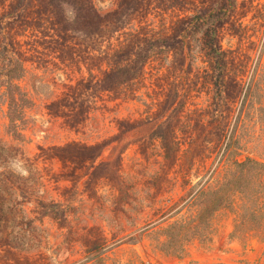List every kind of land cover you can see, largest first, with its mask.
<instances>
[{
	"label": "rangeland",
	"instance_id": "rangeland-1",
	"mask_svg": "<svg viewBox=\"0 0 264 264\" xmlns=\"http://www.w3.org/2000/svg\"><path fill=\"white\" fill-rule=\"evenodd\" d=\"M209 1L93 0L101 14L120 2L131 11L117 23L123 27L100 38L81 31L63 36L46 16L15 30L19 20L6 9L12 0H0V29L13 33L9 52L22 61L14 83L27 99L22 121L9 128L7 89L0 84V264H94L96 258L100 264H264V0H212L216 11L205 16L198 10ZM62 7L71 15L69 5ZM200 17L215 25L217 45L233 57L218 84L203 44L208 26L195 25ZM133 30L153 38L185 35V47L160 45L130 82L97 88ZM235 75L244 84L236 102L222 86ZM76 110L83 115L73 125L69 115ZM205 111L230 117L226 136L234 145H213L212 133L203 136ZM139 120L172 127L175 164L164 159L161 139L148 135L126 147L119 177L92 183L78 150L55 149L99 142ZM204 137L211 139L207 146ZM190 144L199 152L179 170ZM245 158L263 163L250 176L257 219L236 230L244 204L233 194L208 227L196 221L199 191L221 184L235 172L234 161ZM190 221L173 239L164 231ZM201 228L211 232L209 240L198 234Z\"/></svg>",
	"mask_w": 264,
	"mask_h": 264
},
{
	"label": "trees",
	"instance_id": "trees-1",
	"mask_svg": "<svg viewBox=\"0 0 264 264\" xmlns=\"http://www.w3.org/2000/svg\"><path fill=\"white\" fill-rule=\"evenodd\" d=\"M64 4L71 7V15L67 14L68 16H66L64 13L62 7ZM216 8L215 2L211 0L206 7L201 5L198 11L205 16H211L212 12L216 11ZM6 9L11 11L13 19L19 20L18 24L15 25V30L17 27L22 28V30L30 28L31 25H34V20H38L41 16H46V18L57 23L56 30L63 34V36L81 31L89 37L96 36L100 38L109 37L115 31L123 27V25H117V23L122 22L123 16L129 18V15H131V11L128 10V7L125 4H121V2L117 4L116 9L101 14L96 9L93 0H57L56 3L55 0H12ZM4 14L5 12L1 14L0 18ZM69 18H71V20ZM195 20V23L197 22L195 24L196 26H208L204 31L206 38L203 44L204 49H206L205 53L209 56L208 59L214 61L212 66L217 70L218 79L216 84H218L219 78L223 77L224 72L233 64V57H229L228 52L220 49V46L217 45L215 25L203 24L207 21L204 17L203 19L200 17V20ZM180 21H183V19ZM105 22H108L107 25H105ZM111 25L113 26L109 27ZM107 32L110 33L105 34ZM184 36L185 35L182 36V39L172 35L153 38V36L135 34L134 30L127 33L123 41L125 43L116 47L113 53L114 67L98 81L97 88L112 89L130 82L138 75L142 63L145 58L151 54L150 52H152L153 49L159 48L160 45H165L169 49H183L186 42H183ZM8 45H10L12 49H15L13 33L9 35V32L3 27L0 29V84H4L7 89L6 114L8 127L15 129L18 125L17 121H22L23 110L26 106L27 99L19 86L14 83V81L20 77L22 61L15 56V53L9 52ZM236 66L242 67V65ZM244 73L245 71H242L240 75ZM222 86L225 88L224 93L227 100L231 98L235 100V102L240 98L244 88V84L237 79L236 75L228 79ZM251 89V86H249V90L248 86L245 89L244 97L247 96L246 100L248 99V95H251ZM170 102L172 104L171 98H168L166 103L168 104ZM80 112L81 111L76 110L69 115L74 117H71V121L74 123L73 125H76L78 119L82 117L81 115H83V113ZM205 112L207 121L205 124H202V127L208 131L205 132L203 136L208 137L209 133H212L214 135L213 145H219L223 143L224 140H226L227 145H234L236 139L232 140L231 135L226 136L230 117L227 114H223L222 111L217 115L209 111ZM148 135H156L161 139L164 159L175 164L178 156V147L173 137L174 130L169 124L153 125L149 120L126 122L123 130L120 129L109 138L93 144L69 142L55 149L59 151L65 150V153L68 152L67 150L71 152L78 150L79 154L76 155V158L80 162L88 164L87 167L92 169L88 174L91 176V182L93 183L96 178L104 175H107L109 180L111 179V175L119 177L118 171L121 166L120 158L126 147ZM206 137H204V142L207 146V144H209L208 141L211 139ZM194 148L195 145L190 144L187 150L181 155L182 159L180 163H178L179 170H183L184 168L187 169V165L191 164L190 160L198 154L199 151ZM100 157L101 160L98 161V163H94L96 159ZM234 162L237 167L232 176L221 181V184L217 186L205 187L199 191V202H201V205L196 213V221L204 223L206 227H208L207 224L209 223L208 218L218 209L228 205L231 195L233 194L239 195L244 204L239 215L240 221L238 220L236 221L237 223H235L236 230L241 226L240 224L242 221L249 219L256 220V215L260 214L258 210L259 207L256 206L254 202L258 190L252 187L250 176L252 174L251 172L262 167L263 163L251 158H245L240 162L235 160ZM253 194L256 197H253ZM245 198H248L249 202L245 200ZM247 203L249 204L247 205ZM190 225L191 221L187 226L183 222H173L166 227L164 231H166L169 236L168 238L173 239L172 236L177 235L182 227H185L183 228V231H185ZM197 232L204 240H209L210 231L208 232L206 229L201 228L200 231ZM100 263L101 259L96 258L94 264Z\"/></svg>",
	"mask_w": 264,
	"mask_h": 264
}]
</instances>
